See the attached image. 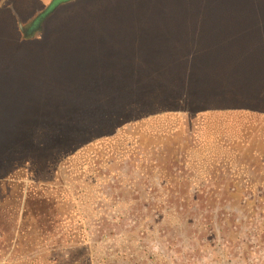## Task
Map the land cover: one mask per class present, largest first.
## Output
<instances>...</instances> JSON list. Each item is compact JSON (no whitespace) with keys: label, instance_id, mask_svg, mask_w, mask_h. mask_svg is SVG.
Segmentation results:
<instances>
[{"label":"rangeland","instance_id":"1","mask_svg":"<svg viewBox=\"0 0 264 264\" xmlns=\"http://www.w3.org/2000/svg\"><path fill=\"white\" fill-rule=\"evenodd\" d=\"M166 84L198 97L196 103L204 99L206 105L212 96L215 106L237 109L210 117L219 141L213 146L216 164L242 181L249 157L239 143L249 139L250 120L264 121V0H0V264H43L45 252L72 244L69 236L79 222L90 264L146 262L140 242L125 241L124 226L118 225L125 208L119 202L118 161L102 167L107 178L101 182L90 164L96 140L76 160L56 151L48 165L35 156L25 160L40 134L68 136L85 131L91 120L111 118L113 127L101 126L98 134L109 132L122 104L134 102L145 88ZM127 116L133 115L120 119ZM171 124L182 132L201 129L193 116ZM175 139L191 144L190 136ZM84 161L89 165L83 167ZM190 162L201 163L196 156ZM42 187L72 201L60 211V227L45 226L33 205ZM212 198L187 212L212 227L196 233L199 251L187 253L184 243L168 250L157 242L156 230L143 238L142 248L166 253L160 264H264V200L244 188L234 199Z\"/></svg>","mask_w":264,"mask_h":264},{"label":"trees","instance_id":"2","mask_svg":"<svg viewBox=\"0 0 264 264\" xmlns=\"http://www.w3.org/2000/svg\"><path fill=\"white\" fill-rule=\"evenodd\" d=\"M169 76L174 79L176 75L173 73ZM166 86H169L170 89H166ZM166 86L154 87L152 90L145 88L138 93L134 102L122 104L118 111L120 114L117 116L116 113L118 124L115 129L109 132L104 130L105 134L103 132H101L103 134H98L101 126L103 128L112 124L113 127L112 119L109 118L106 119L105 123L96 120H91L89 123L83 122L88 124L84 129L85 131L71 133L68 135L69 137L42 133L28 147L31 148L29 151L32 155L30 160L29 158L24 159L25 162H32L35 160V156L41 158L42 162L48 165L47 161H51V157H53L50 156L51 153L56 151L58 154L62 153L61 158L69 154L68 156L74 157L76 160L79 156L78 152L84 151L87 144L96 140L90 148L91 151H94L90 153H95L96 157L90 161V164L93 165V169L99 175L97 179L99 182L107 178L103 177L102 167L107 168L112 166L110 164L114 161H118V168L120 169L119 202L125 205L124 212L119 213L118 225L122 223L124 226L125 241L140 242L139 251L142 253L140 258L147 256L145 257L146 262L134 258L136 262L140 261V264H151L148 258L153 260L154 264H160L163 257L167 255L160 251L153 252L142 248L144 246L143 238L151 235L154 230L157 232V242H163L168 250H172L183 243L188 250L187 253L189 252L191 255L192 252L199 249L195 246L200 245L195 237L196 233L200 231L210 233L212 227L211 224L201 222L197 217L187 213L194 209L197 204L199 206L200 203H207L213 199V196L215 199H227L229 197L234 199L242 188L255 192L258 200H264V189H262L264 188V180H257L260 174H264V121L258 123L250 120L248 130L245 128L249 131V139L239 144L242 145L243 143V147L246 149L249 165L245 167L244 171L241 170V175H244L242 181L235 182V174L228 171V166L222 167L226 169L223 170L216 164L215 157L218 156L219 152H216L213 146L219 141H214L216 137L212 131H214L213 122L215 120L210 116L231 115L232 113L234 115L237 113V109L234 108L233 110V104L226 107L215 106L213 97L209 96L210 94H207L209 96L207 101L209 102L206 105L202 103L204 99L196 103L198 97L186 96L180 88L173 85L166 84ZM191 89L195 95L198 94L197 88ZM130 112L133 116L120 119L123 113ZM185 115L198 118L201 129L193 132L189 130L182 132L179 131L180 125L171 124L179 121V119L182 122ZM254 116L259 118V115ZM97 122L101 124H97ZM187 131H189V135ZM177 136H186V139L190 136V146L189 144L186 146L183 139L176 142ZM233 137L236 139L234 133ZM100 138L102 140H98ZM223 140L226 145L224 149L228 150L227 137L224 136ZM69 142H71L72 147L70 149L66 148ZM196 150L200 151L197 152ZM44 154L45 157H43ZM178 156L188 158L189 161L178 159ZM193 156L199 158L201 162L197 167L190 162V158ZM172 160L180 162L181 167L176 168L175 163L168 164V161ZM86 164L89 165L88 161H84L81 165L85 167ZM168 165L170 166L168 167ZM196 169L198 170L196 171ZM219 178L220 182H218ZM222 178L226 182L222 183ZM95 181L96 177L93 182ZM42 190L43 192L39 191L42 194L32 197L33 205L39 214L45 217L42 221L45 226L47 223L50 225L54 223L60 227V224L64 223L60 211L72 201L64 197L54 196L45 187H42ZM63 192H66V189H63ZM97 192H101L99 188H97ZM206 205L202 207H206ZM100 219L104 223L107 221L104 218ZM79 223V226H75L76 232H71L69 236L68 241H73L72 244L68 243V246L61 247L59 245L52 248L50 253L45 252L44 259L46 260L43 264H90L89 261H86L90 246L79 240L83 237L82 234H85V232H80L83 224L82 222ZM156 225L161 227L156 228ZM55 234L59 236L61 232L56 231ZM18 241L20 240L18 239ZM206 242L210 244V238H207ZM178 249H181L180 246ZM55 250L57 252L51 255ZM190 254L189 257H191ZM137 255L139 253L135 256L139 258ZM124 258L130 261L126 256ZM188 258L181 257L182 260Z\"/></svg>","mask_w":264,"mask_h":264},{"label":"crops","instance_id":"3","mask_svg":"<svg viewBox=\"0 0 264 264\" xmlns=\"http://www.w3.org/2000/svg\"><path fill=\"white\" fill-rule=\"evenodd\" d=\"M12 12H14V14H15V16H16L17 24H19V27L21 28V30H23V29H22L23 27H21V25H20V24H22V23H21V19H20V17L16 14L15 10L12 9ZM41 23H42V22H41Z\"/></svg>","mask_w":264,"mask_h":264}]
</instances>
